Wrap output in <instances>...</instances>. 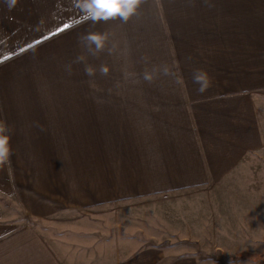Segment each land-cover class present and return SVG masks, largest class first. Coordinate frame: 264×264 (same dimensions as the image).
Wrapping results in <instances>:
<instances>
[{
	"label": "crops",
	"instance_id": "1",
	"mask_svg": "<svg viewBox=\"0 0 264 264\" xmlns=\"http://www.w3.org/2000/svg\"><path fill=\"white\" fill-rule=\"evenodd\" d=\"M90 3L0 0V264L264 252V0Z\"/></svg>",
	"mask_w": 264,
	"mask_h": 264
},
{
	"label": "rangeland",
	"instance_id": "2",
	"mask_svg": "<svg viewBox=\"0 0 264 264\" xmlns=\"http://www.w3.org/2000/svg\"><path fill=\"white\" fill-rule=\"evenodd\" d=\"M146 244L152 245L156 244V242H160L162 240V237L158 236L156 239H149L146 238ZM114 242V240H105L103 241V246H96L92 249L95 252V259L97 263H105V261H111L114 259L118 254H123L124 251L122 248L118 246H110L109 243ZM164 243H170V241H164ZM171 246L169 249H172L174 251H180V247L177 245V242L170 243ZM197 255L202 262H207L209 264H232V261L237 260H245V261H263L264 262V252L260 254H250L247 251H237L234 254H228L226 253V249H217L214 250V247L208 249H204L203 247L196 248Z\"/></svg>",
	"mask_w": 264,
	"mask_h": 264
},
{
	"label": "clouds",
	"instance_id": "3",
	"mask_svg": "<svg viewBox=\"0 0 264 264\" xmlns=\"http://www.w3.org/2000/svg\"><path fill=\"white\" fill-rule=\"evenodd\" d=\"M137 0H91L89 8L93 11V19H106L113 15H120L122 19L133 13ZM165 72L167 70L165 69ZM193 81L198 85L197 91L204 92L210 86L206 72L196 71ZM8 155L7 135L0 136V157Z\"/></svg>",
	"mask_w": 264,
	"mask_h": 264
},
{
	"label": "snow or ice",
	"instance_id": "4",
	"mask_svg": "<svg viewBox=\"0 0 264 264\" xmlns=\"http://www.w3.org/2000/svg\"><path fill=\"white\" fill-rule=\"evenodd\" d=\"M67 27V26H66Z\"/></svg>",
	"mask_w": 264,
	"mask_h": 264
}]
</instances>
